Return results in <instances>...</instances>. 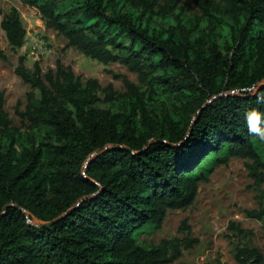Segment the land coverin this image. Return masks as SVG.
<instances>
[{
    "label": "trees",
    "instance_id": "obj_1",
    "mask_svg": "<svg viewBox=\"0 0 264 264\" xmlns=\"http://www.w3.org/2000/svg\"><path fill=\"white\" fill-rule=\"evenodd\" d=\"M189 1L198 13L179 0H21L70 47L126 66L139 85L123 76L121 93L61 61L44 73L20 58L16 74L31 88L18 111L23 128L0 89V264H171L198 241L141 236L158 231L169 210L193 205L217 166L251 161L262 194L264 142L248 133L244 114L264 113L256 102L264 0ZM1 28L13 50L25 45L17 8ZM259 199L246 214L263 221ZM27 213L51 224L34 226ZM234 258L264 264L249 245H237Z\"/></svg>",
    "mask_w": 264,
    "mask_h": 264
},
{
    "label": "rangeland",
    "instance_id": "obj_2",
    "mask_svg": "<svg viewBox=\"0 0 264 264\" xmlns=\"http://www.w3.org/2000/svg\"><path fill=\"white\" fill-rule=\"evenodd\" d=\"M180 6L189 13H198L197 7L189 0H179ZM12 7L19 11L26 28L25 45L13 50L1 28L3 15ZM26 67L34 69L39 63L44 73L56 69L57 62L70 66L83 81L96 79L106 88L113 85L117 92H125L122 77L125 76L139 85L138 76L120 63L103 64L86 57L76 48L70 47L62 35L49 28L40 13L21 0H0V89L5 91V110L17 127H24L18 111H23L30 86L16 74L20 58ZM101 108L117 110L115 104L98 105ZM247 163L249 160L232 158L227 164L219 165L208 181L201 182L198 196L193 205L180 210H169L162 227L153 234L144 233L141 239L148 243L160 244L164 239L189 237L198 242L185 250L181 258L171 264H237L234 258L237 245H249L264 252V220L247 216V211L259 208L260 195L255 186ZM264 174V170H263ZM29 223L41 226L43 223L27 213ZM184 222L189 231L182 230ZM239 225L244 235L230 228Z\"/></svg>",
    "mask_w": 264,
    "mask_h": 264
},
{
    "label": "clouds",
    "instance_id": "obj_3",
    "mask_svg": "<svg viewBox=\"0 0 264 264\" xmlns=\"http://www.w3.org/2000/svg\"><path fill=\"white\" fill-rule=\"evenodd\" d=\"M256 102L258 104L264 103V96H258ZM244 120L248 133L264 142V113L257 108H250L246 110Z\"/></svg>",
    "mask_w": 264,
    "mask_h": 264
},
{
    "label": "water",
    "instance_id": "obj_4",
    "mask_svg": "<svg viewBox=\"0 0 264 264\" xmlns=\"http://www.w3.org/2000/svg\"><path fill=\"white\" fill-rule=\"evenodd\" d=\"M101 151H98V152H96L94 155H92V157L90 158V160L88 161V163H90V161H91V159L93 158V157H96L99 153H100ZM49 224H51V223H43L41 226H39V227H43V226H46V225H49ZM0 252H1V250H0Z\"/></svg>",
    "mask_w": 264,
    "mask_h": 264
}]
</instances>
